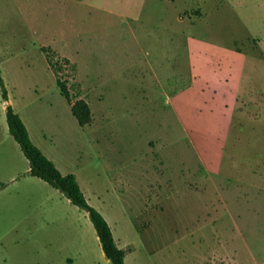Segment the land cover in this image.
Returning a JSON list of instances; mask_svg holds the SVG:
<instances>
[{
	"label": "rangeland",
	"instance_id": "rangeland-1",
	"mask_svg": "<svg viewBox=\"0 0 264 264\" xmlns=\"http://www.w3.org/2000/svg\"><path fill=\"white\" fill-rule=\"evenodd\" d=\"M0 77L124 264H264V0H0ZM2 105L0 254L111 264L87 213L29 176Z\"/></svg>",
	"mask_w": 264,
	"mask_h": 264
},
{
	"label": "trees",
	"instance_id": "trees-1",
	"mask_svg": "<svg viewBox=\"0 0 264 264\" xmlns=\"http://www.w3.org/2000/svg\"><path fill=\"white\" fill-rule=\"evenodd\" d=\"M45 57L49 68L55 76V82L59 88V92L69 104L70 112L76 119L77 124L80 127L89 125L92 120V114L87 102L79 98V96L73 98L70 95L67 83L57 76V69L59 68L58 61H53L49 52L45 53ZM61 60L66 64H70V61L65 57L61 58ZM0 90L2 99L7 102V90L1 77ZM5 114L8 132L19 145L29 162L28 174L46 182L52 188L60 191L72 204L84 210L96 232L106 259H108L111 264H124L125 250L116 245L111 228L102 214L88 204L74 174H62L54 163L31 141L24 123L10 104H6Z\"/></svg>",
	"mask_w": 264,
	"mask_h": 264
},
{
	"label": "crops",
	"instance_id": "crops-1",
	"mask_svg": "<svg viewBox=\"0 0 264 264\" xmlns=\"http://www.w3.org/2000/svg\"><path fill=\"white\" fill-rule=\"evenodd\" d=\"M65 58H67L70 62H73L72 60H70L68 57H66V56H64ZM74 64H76L75 62H73ZM7 96H8V94H7ZM11 102H10V99H9V97H8V100H7V102H5L3 99H2V113H6V104H10ZM14 109V111L19 115V117L21 118V120H22V122L25 124L26 122H25V120H24V118H23V116L20 114V112L18 111V110H16L15 108H13ZM5 122H6V114H5ZM6 125H7V123H6ZM25 126H27V124L25 125ZM27 128V127H26ZM7 131H8V126H7ZM27 131H28V129H27ZM8 134H9V132H8ZM29 134V133H28ZM11 136V135H10ZM12 137V136H11ZM29 137H30V139H31V141H32V138H31V136H30V134H29ZM33 142V141H32ZM35 143V142H34ZM27 162H28V160H27ZM28 170H29V162H28V168H27V173H28ZM29 176H31V175H29ZM31 177H33V178H37V177H34V176H31ZM39 179V178H38ZM41 180V179H40ZM50 186V185H49ZM95 234H96V232H95ZM95 239L96 240H98V237H97V235H95ZM99 241V240H98ZM99 244H100V242H99ZM101 247V246H100ZM102 250V249H101ZM102 254H103V252H102ZM103 256H104V254H103ZM105 257V256H104ZM106 258V257H105ZM108 260V259H107ZM109 261V260H108ZM64 262H65V264H73V259L71 258V257H66L65 259H64ZM110 262V261H109ZM0 264H25V256H24V253H23V251H22V249H20L18 246H17V244L13 247H10L8 250H7V252L6 253H4L3 255L2 254H0Z\"/></svg>",
	"mask_w": 264,
	"mask_h": 264
}]
</instances>
